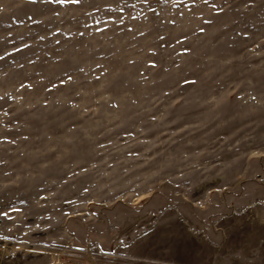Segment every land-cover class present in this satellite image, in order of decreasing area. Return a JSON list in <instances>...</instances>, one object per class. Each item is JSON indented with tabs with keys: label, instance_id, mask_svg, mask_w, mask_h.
<instances>
[{
	"label": "rangeland",
	"instance_id": "1",
	"mask_svg": "<svg viewBox=\"0 0 264 264\" xmlns=\"http://www.w3.org/2000/svg\"><path fill=\"white\" fill-rule=\"evenodd\" d=\"M0 264H264V0H0Z\"/></svg>",
	"mask_w": 264,
	"mask_h": 264
},
{
	"label": "snow or ice",
	"instance_id": "2",
	"mask_svg": "<svg viewBox=\"0 0 264 264\" xmlns=\"http://www.w3.org/2000/svg\"><path fill=\"white\" fill-rule=\"evenodd\" d=\"M56 2H58V3H67V2H70V0H56ZM71 2L79 3L80 0H71Z\"/></svg>",
	"mask_w": 264,
	"mask_h": 264
}]
</instances>
